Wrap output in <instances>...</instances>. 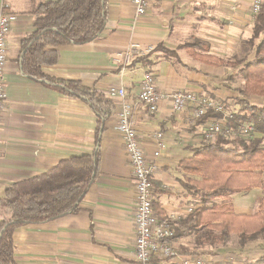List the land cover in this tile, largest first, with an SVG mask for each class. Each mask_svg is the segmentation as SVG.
Instances as JSON below:
<instances>
[{
    "label": "crops",
    "instance_id": "1",
    "mask_svg": "<svg viewBox=\"0 0 264 264\" xmlns=\"http://www.w3.org/2000/svg\"><path fill=\"white\" fill-rule=\"evenodd\" d=\"M44 1L57 0H0V14L16 15L5 67L7 101L0 132V198L11 184L41 175L63 159L99 151L100 161L94 183L77 212L15 229V259L18 264H135L133 218L137 197L131 162L118 129L123 103L132 104L145 155L159 166L153 179L155 212L158 216L177 214L179 220L185 218L188 208L199 204L181 184L185 175L181 161L193 155V148L207 142L205 125L190 122L189 112H174L168 101H162L152 112L138 100L140 83L145 72L153 71L158 86L167 90L188 89L219 99L238 98L235 89L224 85L226 77L234 73L233 66L202 62L182 45L198 38L209 43V53L226 57L212 44L236 40L239 32L250 26L254 17L252 0H243L237 10L231 7L234 0H150L142 15L136 13L132 0H107V25L101 35L89 43L59 46L58 61L42 67L57 81L80 80L105 91L125 88L124 99L107 94L114 108L99 137L97 115L82 97L65 93L58 82L34 79L22 70L23 41L36 31V10ZM131 43L142 48L150 45L154 50L137 55L121 74L116 57ZM160 45L176 50L177 58L162 56L161 50H155ZM144 56L148 57L142 59ZM158 132L163 135L162 141L156 137ZM263 194V187H254L233 194L229 203L237 213L252 214ZM190 241L189 236L176 238L175 245L180 248ZM215 257L216 261L224 260L219 254Z\"/></svg>",
    "mask_w": 264,
    "mask_h": 264
},
{
    "label": "trees",
    "instance_id": "2",
    "mask_svg": "<svg viewBox=\"0 0 264 264\" xmlns=\"http://www.w3.org/2000/svg\"><path fill=\"white\" fill-rule=\"evenodd\" d=\"M107 0L44 1L36 10L37 29L23 41L21 67L34 79L58 82L65 93L82 97L97 115V137L112 113L114 102L107 90L86 86L80 80H60L46 75L43 65L55 64L59 46L84 44L98 38L107 25ZM246 53L240 59H227L209 53V43L193 38L182 46L194 58L208 64L240 66L244 78L237 101L241 108L231 113L228 125L235 127L251 122L264 132V103L250 99L264 96V1L253 17L252 34L243 41ZM166 58H177V51L163 45ZM148 56L142 57L145 58ZM134 61V60H133ZM136 61V60H135ZM227 102L224 105L227 107ZM219 115L209 110L197 120L203 123L209 116ZM100 161L99 151L93 155L72 156L61 160L47 172L17 181L6 188L0 198V264H18L15 259L13 233L19 226L42 224L80 209V202L94 183ZM185 175L180 179L186 194L197 200L198 206L177 221L175 239L189 236L182 252L202 254L199 248L214 247L213 253L229 246L237 236L236 247L244 248L251 241H264V194L252 214L235 212L229 203L235 193L254 187L264 191V140L217 135L213 141L193 148V155L181 161ZM160 217H165L159 213ZM264 248V245H263ZM211 252V253H212ZM152 264H181L174 260L153 257ZM211 264H234L213 261ZM244 264H264V253Z\"/></svg>",
    "mask_w": 264,
    "mask_h": 264
},
{
    "label": "built area",
    "instance_id": "3",
    "mask_svg": "<svg viewBox=\"0 0 264 264\" xmlns=\"http://www.w3.org/2000/svg\"><path fill=\"white\" fill-rule=\"evenodd\" d=\"M243 0H234L231 5L237 10ZM264 0H252L251 12L253 15L259 12ZM138 15L145 14L148 10L150 0H132ZM16 19L12 13L2 12L0 14V132L2 127V116L6 107L7 91L5 79V67L8 61V39L9 33ZM154 50L153 46L142 48L138 43H131L127 48L119 52L116 62L119 72L124 74L128 66L137 55H143ZM138 100L152 112L159 109L162 101H168L174 112H189L190 122H196L209 110L222 115H211L203 123L205 135L209 140L215 139L217 135L231 137H242L252 139L260 136L264 140V132L258 131L251 122H242L235 127L228 125L231 113L226 110L225 105L218 99L193 92L188 89L167 90L159 87L153 71H147L140 83ZM110 97H126L123 87H110L107 91ZM132 104L125 101L119 113L118 129L122 134L125 149L131 162L136 188V209L134 212V225L136 237L134 241L135 264H152L153 257L172 259L181 264H211V257L199 254L183 253L175 245L176 225L179 215L171 214L166 217L157 215L154 209V185L153 179L159 166L155 160H148L143 145L141 144L133 119ZM162 133L158 132L156 137L162 141ZM159 149L155 151L159 155ZM194 207L188 208V213Z\"/></svg>",
    "mask_w": 264,
    "mask_h": 264
},
{
    "label": "rangeland",
    "instance_id": "4",
    "mask_svg": "<svg viewBox=\"0 0 264 264\" xmlns=\"http://www.w3.org/2000/svg\"><path fill=\"white\" fill-rule=\"evenodd\" d=\"M252 27H253V22L250 24V26H248L247 28L242 29L239 34L236 36V40H232L229 43H221V42H217V43H213L212 47L215 49H219L216 51H223L226 54L227 59H240L244 56V54L246 53V48L243 44V41L250 37L252 34ZM203 62V61H202ZM233 66L234 69V73L233 75H231L232 77H226V80L224 82V85L231 87V89H235L238 87H242L243 83H244V78L242 77V75L239 73V65L238 66H234L231 65V67ZM230 68V66H229ZM198 93V92H197ZM203 95H208V94H203ZM210 97H213L211 95H208ZM215 99L220 100L223 104L224 102H227V107L226 110L230 113H234L237 112L238 110H240L241 106L237 101V97H234V99H219L216 97H213ZM250 99L257 102V103H264V96H259V95H251ZM207 139V141H213ZM238 237L234 236L232 237V239L230 240V245L225 247V248H220L219 250L216 251V253H213L212 250H215L214 247L211 246H205L202 250L200 251V255H204L207 257H211L213 261H216L218 259V257H215L216 254L221 255V257L224 258L223 261H231L234 264H244L247 261H253L255 260V258H257L259 255L264 253V241L261 240H257V241H251L248 244H246V247L243 249H238V247H236V241H237ZM212 252V253H211ZM247 252V256H244L243 254ZM199 255V256H200Z\"/></svg>",
    "mask_w": 264,
    "mask_h": 264
}]
</instances>
